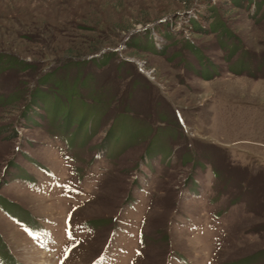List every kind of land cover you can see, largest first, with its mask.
Returning a JSON list of instances; mask_svg holds the SVG:
<instances>
[{
    "label": "rangeland",
    "instance_id": "rangeland-1",
    "mask_svg": "<svg viewBox=\"0 0 264 264\" xmlns=\"http://www.w3.org/2000/svg\"><path fill=\"white\" fill-rule=\"evenodd\" d=\"M211 2L0 0V264H264V0Z\"/></svg>",
    "mask_w": 264,
    "mask_h": 264
},
{
    "label": "trees",
    "instance_id": "trees-1",
    "mask_svg": "<svg viewBox=\"0 0 264 264\" xmlns=\"http://www.w3.org/2000/svg\"><path fill=\"white\" fill-rule=\"evenodd\" d=\"M201 0H194V5L195 4H197L198 2H200ZM205 4H210V6H208L207 8H206V10L208 11H211V12H213V14L214 13H216L215 11H216V9H218V8H220V7H222L224 4L223 3H221V2H218V6L217 5H212V0H202ZM225 1H232L233 2V4L234 5H238V6H243V5H245V2H247V3H249V2H252V1H254L255 2V0H225ZM227 3V2H226ZM220 6V7H219ZM201 12V11H200ZM204 11H202L201 13H203ZM244 53H246V51L244 50L243 51Z\"/></svg>",
    "mask_w": 264,
    "mask_h": 264
}]
</instances>
